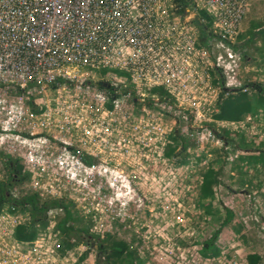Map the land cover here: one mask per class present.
I'll return each mask as SVG.
<instances>
[{"label":"built area","instance_id":"obj_1","mask_svg":"<svg viewBox=\"0 0 264 264\" xmlns=\"http://www.w3.org/2000/svg\"><path fill=\"white\" fill-rule=\"evenodd\" d=\"M255 1L186 0L181 5L177 0H0V154L18 159L22 167V177L0 206V264H45L55 252L58 256L64 204L85 208L88 200L98 212L104 175L110 195L107 228L95 214L98 225L91 223L89 239L98 245L105 234L113 236L114 201L121 197L119 185L128 182L124 169L129 156L123 154H134L142 144L158 150V158L151 159L153 173H163L157 160L169 175L187 171L182 178L157 176L153 192L143 194V200L155 203L149 213L159 208L161 219L175 220L172 228L194 235L182 225L190 212L181 211L183 204L194 207L195 185L215 166L211 152L227 150L225 132L246 131L251 119L246 115L231 122L215 116L224 97L250 88L239 80L241 58L234 45ZM103 70L112 72L108 78L101 76L108 88L97 87L88 77ZM161 88L169 95H162ZM147 93L170 126L158 123L161 114L156 118L142 109L138 115L131 108L142 107ZM166 147L174 155L160 161ZM114 152L121 154L117 168ZM238 157L224 158L226 167ZM92 184L98 185L96 190ZM29 199L38 207L63 205L49 208L48 224H34L38 234L27 241L15 234L31 220L19 205L31 210L25 203ZM188 243L180 240L173 262L208 264L212 258L203 256L202 246L195 240Z\"/></svg>","mask_w":264,"mask_h":264},{"label":"rangeland","instance_id":"obj_2","mask_svg":"<svg viewBox=\"0 0 264 264\" xmlns=\"http://www.w3.org/2000/svg\"><path fill=\"white\" fill-rule=\"evenodd\" d=\"M234 47L239 51L241 58L239 80L242 85L250 86V88L245 87L244 91L256 110L253 113L246 114L251 117L245 125L246 131L241 132L239 129L238 132L234 131V133L225 132L227 139L225 140L226 152H223V150L218 151L217 149L211 152V157L215 158V166H211L210 170L217 173V183L213 186V194L215 195L211 203L213 213L206 214L196 206V203L199 204L197 201L199 186L195 185L194 207L191 204H187L186 201L183 204V209H181L185 213L190 210L188 214H185V221L182 225L185 226L189 234L193 230V236H191L192 234L181 233L180 227L178 229L172 228L171 224L175 220L171 221V217L166 216L161 219L163 215L157 214V212L161 211L159 208L157 210L151 209L153 214H150L149 208H154L155 203L150 200H143V194L149 196L153 192V182L157 176L163 179L171 178V176L182 178L187 176V171L184 169L175 170V173L169 175L165 165L157 160V163L161 166H158L157 170L163 171V173H153L150 165H154L155 162L151 161V159L153 157L158 158V150L142 144L138 149H135L134 154H123L126 158L129 156V167L124 169L125 175L128 176V182H125L123 186L119 185L118 193H120L121 197L118 201H114L115 221L112 229L113 236L105 234L103 239L99 237V246L107 248L114 242L124 243L129 249L136 252L137 260L135 264H176L173 260H176L175 256L178 255L176 246L180 245L181 239L189 241L187 246H191L189 244L193 240L196 241L197 245L202 246L205 241L211 238L214 232L219 230L214 244L215 248L208 255L209 258H212L208 264H246V256L249 254H258L262 258L261 264H264V164L255 160L261 156L264 157V102L260 103L264 101V0H256L252 4L249 14L241 25V33L238 35ZM111 73L108 70H103L100 73L90 72L88 77L90 75V78H93L96 86L99 87L98 84L102 83L101 76L108 78ZM255 87L261 88L263 94L256 92ZM159 91L157 90V92ZM145 95V101H148L150 95L148 93ZM49 97L50 92L47 93L46 100ZM227 97L223 99L225 100ZM235 97L232 96L231 98ZM128 105L131 106L130 104ZM106 107L111 110L112 104L108 103ZM131 108L138 115L142 114V109L156 114V118L161 114L163 116L158 118V123L170 126V119L164 118L163 111L157 114L155 108L141 107V104H135ZM211 124L215 126L214 123ZM230 130H235V127L232 126ZM240 137H243L244 141ZM179 140L182 141L183 138H179ZM243 147L246 149H243ZM141 148L144 150L140 151ZM169 148L166 147L163 150L160 161L173 157V152L169 154ZM150 149H152L151 152ZM114 153L116 156L112 164L116 162L115 167L117 168L119 160H117V156L121 158V154ZM143 154L148 156V160H145ZM197 154L194 153L193 156ZM235 154L239 157L234 159L233 166L230 165L229 169L225 165L224 158L234 157ZM8 157L14 158L0 154V178L3 179V182H11L10 190L16 187L19 179L9 180V174L5 167V159ZM245 157H253L255 159L253 162H249L245 161L247 159ZM140 158H142V161L139 162L138 159ZM242 158L245 159L242 160ZM175 166L179 167L176 164ZM210 170L207 172H210ZM106 178L107 175L100 178L101 188L99 191L102 201H100L98 212L95 211V208H97L96 203L94 202L93 205H90L88 200L85 203V208L71 203L64 204L70 209V212L72 211L71 214L75 218V220H69L66 226L72 227L75 232L70 238L60 235V246L56 249L59 255L56 256L55 252L54 258L51 260L46 259L45 264H108L105 263L106 261L101 256L105 254L96 253L95 241L88 242L90 239L87 238L91 223L94 226L98 225V222H94L92 218L95 214L96 219L102 222L100 226L107 228L105 220H107L110 195L107 189L108 186L105 183ZM218 183L221 185L220 188H218ZM92 187L96 190L98 185L92 184ZM72 194L68 192L67 196L71 198ZM122 203H128L129 208L123 210L124 206ZM21 206L24 210L29 211L30 215L33 213L32 206L29 207L31 210L25 208L24 203ZM175 208H177V205H175ZM226 210L232 212L233 218L230 223L220 228L221 222L226 216ZM120 211H124L125 214L122 212L118 216L117 214ZM65 213L64 209L63 218ZM34 218L35 216L31 215V220L27 223L28 226L38 223L43 227L42 225L48 224V219H46L45 223V217H43L44 223ZM58 218H61V216ZM61 220L58 219V222ZM167 224H169V229H165ZM178 224L181 226L180 223ZM178 224L174 226H178ZM82 229L86 230L87 234ZM37 234L38 232L35 230L33 239L36 238ZM68 245H70L69 248H67Z\"/></svg>","mask_w":264,"mask_h":264},{"label":"trees","instance_id":"obj_3","mask_svg":"<svg viewBox=\"0 0 264 264\" xmlns=\"http://www.w3.org/2000/svg\"><path fill=\"white\" fill-rule=\"evenodd\" d=\"M179 4L182 5V3H187L186 0H177ZM182 12H184V8L182 9ZM203 31L204 29L200 27ZM202 32V31H201ZM255 91L259 94H263V90L259 87H255ZM232 96H236L235 98H231ZM262 98V97H260ZM259 98V99H260ZM264 99V98H263ZM264 101L260 102L263 103ZM221 112L218 113L215 116L216 120H226L231 122L240 121L246 114L253 113L256 109L253 108V104L250 103V99L248 98V95L246 93H237L235 95L228 96L225 100H223L221 104ZM242 141H244L243 137H240ZM243 149H246L243 147ZM173 150L169 151V154H172ZM247 158V159H245ZM242 158L245 159V161L253 162L255 158L251 157H245ZM261 158V159H260ZM255 160L261 161L264 164V157H260ZM5 167L7 169V172L9 174V180L13 181L15 178L21 177V171L22 167L19 165V162L17 159L14 158H6L5 159ZM217 173H215L213 170H210V172H207L204 176V180L202 184L199 187V196H198V202L199 207L204 211L206 214H212V200H213V186L217 183ZM11 186V182H4L0 184V206L4 204V202L7 201L6 193L9 190V187ZM25 203H30L32 206V212L31 215L34 217L35 220H40L43 222V217H45V212L50 207H57L58 205H61L60 203L56 202H48L43 207H38V205L34 202L33 199L27 200ZM19 205H23V203H20ZM65 216L63 220H61L58 224V228L60 229L61 233L70 238L72 234H74L75 229L72 227H67L66 223L69 220H75V218L72 216V211L70 212V209L65 206ZM31 212V211H30ZM40 218V219H39ZM232 212L230 210H226V216L221 222L220 228L224 227L227 223H230L232 220ZM84 229H82L83 231ZM86 233L87 231L84 230ZM218 231L214 232V234L209 238V240L205 241L202 246V254L203 256L207 257L209 254H211L214 250V244L218 235ZM16 237L20 240H32L35 237V231L33 230V226L30 225H24L19 226L16 230ZM70 245L67 246L69 248ZM98 252H101L106 255V262L108 264H135L136 258V252L134 250L129 249L124 243L121 242H114L109 247L105 248L104 246H99ZM262 258L258 254H249L246 256V264H261Z\"/></svg>","mask_w":264,"mask_h":264},{"label":"bare ground","instance_id":"obj_4","mask_svg":"<svg viewBox=\"0 0 264 264\" xmlns=\"http://www.w3.org/2000/svg\"><path fill=\"white\" fill-rule=\"evenodd\" d=\"M201 33V31H198L197 32V34H200ZM124 69H120V71L124 74L123 76H125V77H129V75L125 72V70L123 71ZM117 76L118 75H120V74H122V73H117V72H114ZM128 82H131V80L130 79H128ZM131 86L133 87V89L135 88V84H131ZM161 90H162V95H169L168 93H167V91H165L163 88H161ZM133 92V91H132ZM142 106H144V107H148V108H153L154 107V104H153V102L151 101V98H149L148 99V101H143L142 102ZM102 256V258H103V260L104 261H106V255H101ZM105 263H107V262H105Z\"/></svg>","mask_w":264,"mask_h":264},{"label":"clouds","instance_id":"obj_5","mask_svg":"<svg viewBox=\"0 0 264 264\" xmlns=\"http://www.w3.org/2000/svg\"><path fill=\"white\" fill-rule=\"evenodd\" d=\"M102 83H106V82H102ZM102 83L98 84L99 88H106V87H103V86L101 85ZM108 87H109V86H108ZM18 162H19V161H18ZM21 172H22V171H21ZM1 184H2V183H1ZM199 187H200V186H199ZM198 189H199V188H198ZM60 204L63 205L62 203H60ZM68 204H69V203H68ZM20 206H21V205H20ZM58 206H59V205H58ZM198 207H199V206H198ZM64 208H65V206H64ZM62 220H63V219H62ZM81 232H82V231H81ZM83 232L86 233L84 230H83ZM86 234H87V233H86ZM87 235H88L87 238H89L90 235H89V234H87ZM86 242H87V240H86ZM86 242H85V243H86ZM88 242H90V240H89ZM202 246H203V245H202ZM96 247H97V249H98V248H99V245H98V246L96 245ZM97 252H98V250H97Z\"/></svg>","mask_w":264,"mask_h":264},{"label":"water","instance_id":"obj_6","mask_svg":"<svg viewBox=\"0 0 264 264\" xmlns=\"http://www.w3.org/2000/svg\"><path fill=\"white\" fill-rule=\"evenodd\" d=\"M101 85H102L103 87L108 88V84H107V83H102Z\"/></svg>","mask_w":264,"mask_h":264},{"label":"flooded vegetation","instance_id":"obj_7","mask_svg":"<svg viewBox=\"0 0 264 264\" xmlns=\"http://www.w3.org/2000/svg\"><path fill=\"white\" fill-rule=\"evenodd\" d=\"M96 249H97V247H96ZM97 250H98V249H97ZM98 253H100V255L103 254V253H101V252H98Z\"/></svg>","mask_w":264,"mask_h":264}]
</instances>
